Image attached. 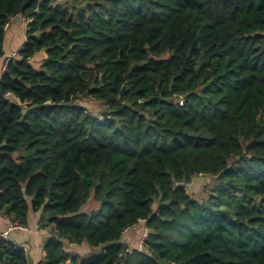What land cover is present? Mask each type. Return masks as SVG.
Masks as SVG:
<instances>
[{"label":"trees","instance_id":"16d2710c","mask_svg":"<svg viewBox=\"0 0 264 264\" xmlns=\"http://www.w3.org/2000/svg\"><path fill=\"white\" fill-rule=\"evenodd\" d=\"M18 17L0 214L24 228L39 214L41 264H264V0H0V59ZM198 176L215 179L203 201L186 192ZM0 264L27 253L0 237Z\"/></svg>","mask_w":264,"mask_h":264},{"label":"crops","instance_id":"0c3cea01","mask_svg":"<svg viewBox=\"0 0 264 264\" xmlns=\"http://www.w3.org/2000/svg\"><path fill=\"white\" fill-rule=\"evenodd\" d=\"M26 26L27 20L21 17L12 20L8 24L3 41V57L11 52H18L23 47ZM38 220L39 214H31L28 217V226L25 227V230H13L9 233L10 241L26 251L29 264H41V260L44 257L43 244L51 236L50 229L39 227ZM9 224L8 218L0 214V233L5 232L9 228ZM123 240L124 237H122ZM123 243H127V241H123ZM84 245V243L80 245L66 243V248L67 251L74 253L75 258L81 259V257L86 256L91 251L87 245Z\"/></svg>","mask_w":264,"mask_h":264},{"label":"rangeland","instance_id":"374dc122","mask_svg":"<svg viewBox=\"0 0 264 264\" xmlns=\"http://www.w3.org/2000/svg\"><path fill=\"white\" fill-rule=\"evenodd\" d=\"M55 1L62 2L63 0H55ZM44 57L45 55L43 56V53L37 54L32 61L33 66L35 68H38L40 65V60ZM78 105L82 106L84 109L88 111V113H91L95 116L101 115L102 114L101 109L102 107H104V105L102 106L99 102H97L94 99H90V98L78 101ZM214 184H215V179L213 177L198 176V177L193 178L191 182L188 185H186V188H187L186 192L189 196L191 195L195 197L198 201H203V199L206 198L207 194H209ZM91 209L98 210L99 204L95 203L93 200H90L88 205L84 207L83 210L84 212H89ZM147 234H148V231L145 226V222H140L135 227H132L131 229H129L128 231L124 233L123 241H127L129 249L141 250L142 249L141 245L144 242ZM80 249H83V248H80ZM73 254L74 253H71V255Z\"/></svg>","mask_w":264,"mask_h":264},{"label":"built area","instance_id":"2783aa9c","mask_svg":"<svg viewBox=\"0 0 264 264\" xmlns=\"http://www.w3.org/2000/svg\"><path fill=\"white\" fill-rule=\"evenodd\" d=\"M28 22V21H27ZM8 25H6L7 27ZM17 58V52H11L9 55L4 56L3 58L0 59V74H2L3 72L6 71L7 66L9 65L10 61H13ZM10 222V221H9ZM13 230H25L24 227L18 226L16 224H9V228L5 231L0 233V237L6 241L12 242L10 241V236L9 233ZM142 243V241H141Z\"/></svg>","mask_w":264,"mask_h":264}]
</instances>
